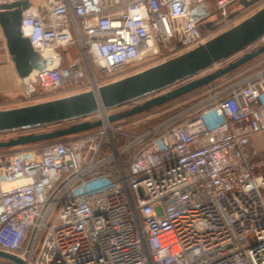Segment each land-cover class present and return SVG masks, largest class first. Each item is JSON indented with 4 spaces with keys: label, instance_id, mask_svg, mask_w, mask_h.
Masks as SVG:
<instances>
[{
    "label": "built area",
    "instance_id": "built-area-1",
    "mask_svg": "<svg viewBox=\"0 0 264 264\" xmlns=\"http://www.w3.org/2000/svg\"><path fill=\"white\" fill-rule=\"evenodd\" d=\"M17 1L31 3L21 31L34 50L76 49L71 64L37 75L39 95L53 100L59 89L97 90L130 67L206 44L242 0L0 4ZM259 58L156 126L110 123L101 108L83 119L102 120L94 131L1 152L0 250L26 264H264V149L252 147L264 135Z\"/></svg>",
    "mask_w": 264,
    "mask_h": 264
},
{
    "label": "water",
    "instance_id": "water-1",
    "mask_svg": "<svg viewBox=\"0 0 264 264\" xmlns=\"http://www.w3.org/2000/svg\"><path fill=\"white\" fill-rule=\"evenodd\" d=\"M260 0H242L249 7ZM29 1L0 4V38L13 65L20 86L28 96H38L37 75L43 71L60 68L65 62V52L47 49L38 52L21 31L23 12L30 7ZM237 15L234 14L232 17ZM205 30L204 26H201ZM264 37V7L233 28L214 37L206 44L175 58L103 85L97 90L72 94L67 97L37 104L0 110V133L42 126L57 125L72 120H83L101 108L112 109L135 100L147 98L182 82L191 80L253 46ZM264 55V44L252 49L226 66L203 77L186 82L162 95L155 96L132 106L120 117L109 116L110 123L123 122L153 109L168 105L182 97L228 77L238 69ZM99 120H85L54 131L21 135L0 141L2 149H23L29 145L58 141L94 131L102 127ZM0 258L13 264H26L21 258L0 250Z\"/></svg>",
    "mask_w": 264,
    "mask_h": 264
},
{
    "label": "rangeland",
    "instance_id": "rangeland-1",
    "mask_svg": "<svg viewBox=\"0 0 264 264\" xmlns=\"http://www.w3.org/2000/svg\"><path fill=\"white\" fill-rule=\"evenodd\" d=\"M263 7H264V0H260L259 2L255 3L254 5H251L249 7H244L241 4H235L234 6L231 7L230 12H232V13L235 12V13H238V14L234 17L233 21L230 23V27L225 28V29H215L212 32V34L215 35V37L220 35V34H222L223 32L233 28L234 26H236L239 23L243 22L247 18L251 17L252 15H254L256 12H258ZM1 43H3V42H2V40L0 38V49H1ZM260 43H261V41L259 42V44ZM257 45H258V42L255 43V45H253V46H257ZM249 51L250 50L246 48L245 50H243L239 54L235 55L234 57L224 61L222 63V66L223 67L226 66L230 62H233L235 59L241 57L242 55H244L245 53H247ZM59 52H62V53L65 52V62H64V64L62 66H68L69 64H71L73 58L76 56V49L75 48L60 49ZM262 56H264V55H262ZM262 56H261V58H262ZM256 60H258V59H256ZM146 69H148L147 66H140V67L133 66V67H130L127 70L115 75V77L113 79H115V80L123 79L125 77H128L130 75L136 74V73L141 72V71L146 70ZM211 72H213V71L210 68L207 71L201 73L200 75L192 78L191 80L203 77V76H205V75H207V74H209ZM228 78L229 77H225V78H222L220 80L222 81L223 79L224 80L227 79V82L224 83V84H228L230 82ZM191 80H188L186 82H189ZM186 82H182L181 84H178V85H176L173 88H169L168 90H165V91L160 92L158 94H154L152 96H149L145 100H148V99L153 98V97L158 96V95H162V94H164V93H166V92H168V91H170V90H172L174 88L182 86ZM205 88L206 87L200 89L199 92H196V93L194 92V93H191V94L185 96V98L181 99L180 101H177V102H174V103H171V104H168V105H164L162 107L153 109L152 111H150L148 113H144L142 115L134 117L135 118L134 120H141V119L146 120V121L150 120L151 122H153V121L156 122V125L161 124L164 120L167 119V115H169L170 113L175 112L176 109L184 106L185 104H189L191 101H193V102L196 101L197 97H195V95L199 94L201 91H203V89H204V91L207 90V88L206 89ZM77 89L78 88H74V87L73 88H68V90L67 89H63V90L59 89V90L55 91L52 96L55 97L54 99H58V98H63V97L70 96L72 94L81 93V91H79L80 89L79 90H77ZM37 91H39L41 93L44 92L38 86H37ZM48 97H50V96L45 95L44 93H43V95H39V97H37V96L35 97L33 94L30 95V96L27 95L26 97H22V100L18 104H20L22 106L37 104V103L49 100ZM135 102L136 101L129 103L130 105L128 104V105H125V106L123 105V106H120V107H117V108L110 109L108 112L111 113L110 114L111 116L120 117L122 114L127 113L128 111H130V109L132 108L133 104H135ZM138 104H140V103L138 102ZM149 115H152V118H149L148 117ZM81 121L83 122L85 120H80V121H77L76 123H79ZM150 123H147V125H149ZM70 125H71L70 123H60V124H57V125H54V126H48V127H45V129L42 131V133L43 132L54 131L56 129L64 128V127H67V126H70ZM141 129H143V128H141ZM43 145H46V144H41V145H38V146H43ZM260 145H264L262 140H260ZM17 150H20V149H11V150L0 151V153L1 152L10 153V152H14V151H17Z\"/></svg>",
    "mask_w": 264,
    "mask_h": 264
},
{
    "label": "crops",
    "instance_id": "crops-1",
    "mask_svg": "<svg viewBox=\"0 0 264 264\" xmlns=\"http://www.w3.org/2000/svg\"><path fill=\"white\" fill-rule=\"evenodd\" d=\"M223 81V80H222ZM27 91L20 86L15 74L13 65L7 55L4 44L0 49V110H7L22 107L18 104L22 97H26ZM49 101V100H46ZM44 102V101H43ZM260 140L264 143V135H258L253 139L252 147L263 150L264 145H260Z\"/></svg>",
    "mask_w": 264,
    "mask_h": 264
},
{
    "label": "trees",
    "instance_id": "trees-1",
    "mask_svg": "<svg viewBox=\"0 0 264 264\" xmlns=\"http://www.w3.org/2000/svg\"><path fill=\"white\" fill-rule=\"evenodd\" d=\"M257 59H258V58H257ZM254 61H255V60H253V61L250 62L249 64L253 63ZM249 64H247V65H249ZM247 65H246V66H247ZM246 66H243L242 68L238 69L237 71H235V72L232 73L231 75L235 74V73L238 72V71H241V70L244 69ZM231 75H229L228 77H230ZM236 81H238V78L235 79V80L232 81V82L234 83V82H236ZM232 82H231V83H232ZM231 83L224 84L223 87H227V86H229ZM196 92H199V91H196ZM196 92H195V93H196ZM183 98H185V97H182V98H180V99H178V100H176V101H174V102L180 101V100L183 99ZM144 99H145V98L140 99V100H144ZM174 102H172V103H174ZM195 102H196V101H194V102L191 101L189 104H185L184 106H182V107L176 109L175 112L170 113L169 115H167V118H170V117H172V116H174V115H176V114H178V113L184 111L185 109H187V108H189L191 105H193ZM170 104H171V103H170ZM124 105H126V104H124ZM122 106H123V105H122ZM119 107H120V106H119ZM132 119H133V118H132ZM149 125H151V126H155V125H156V122L153 121V122H151ZM52 126H54V125H52ZM45 127H48V126L29 128V129L31 130V132H30L29 134H38V133H42V131L45 129ZM27 135H28V134H27ZM72 137H74V136H72ZM50 142H53V141L43 142V143H39V144H33V145H29V146H27V147H25V148L34 147V146H38V145H41V144H48V143H50ZM5 150H11V149H2V150H0V151H5Z\"/></svg>",
    "mask_w": 264,
    "mask_h": 264
},
{
    "label": "flooded vegetation",
    "instance_id": "flooded-vegetation-1",
    "mask_svg": "<svg viewBox=\"0 0 264 264\" xmlns=\"http://www.w3.org/2000/svg\"><path fill=\"white\" fill-rule=\"evenodd\" d=\"M136 104H134L133 106H135ZM137 105H138V103H137Z\"/></svg>",
    "mask_w": 264,
    "mask_h": 264
}]
</instances>
